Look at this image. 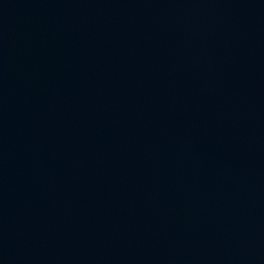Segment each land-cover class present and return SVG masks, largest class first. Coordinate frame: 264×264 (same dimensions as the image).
I'll return each instance as SVG.
<instances>
[{
    "label": "water",
    "instance_id": "1",
    "mask_svg": "<svg viewBox=\"0 0 264 264\" xmlns=\"http://www.w3.org/2000/svg\"><path fill=\"white\" fill-rule=\"evenodd\" d=\"M0 264H264V0H0Z\"/></svg>",
    "mask_w": 264,
    "mask_h": 264
}]
</instances>
